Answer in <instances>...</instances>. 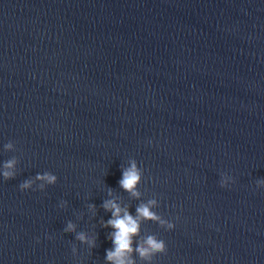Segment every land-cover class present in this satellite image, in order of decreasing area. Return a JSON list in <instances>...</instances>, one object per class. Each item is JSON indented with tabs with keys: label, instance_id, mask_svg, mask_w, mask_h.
<instances>
[{
	"label": "water",
	"instance_id": "obj_1",
	"mask_svg": "<svg viewBox=\"0 0 264 264\" xmlns=\"http://www.w3.org/2000/svg\"><path fill=\"white\" fill-rule=\"evenodd\" d=\"M133 160L139 197L119 185ZM9 161L0 264H112L107 200L176 224L140 219L134 248L167 243L152 264H264V0H0Z\"/></svg>",
	"mask_w": 264,
	"mask_h": 264
},
{
	"label": "clouds",
	"instance_id": "obj_2",
	"mask_svg": "<svg viewBox=\"0 0 264 264\" xmlns=\"http://www.w3.org/2000/svg\"><path fill=\"white\" fill-rule=\"evenodd\" d=\"M150 143V141H149ZM9 149L13 147L11 143L6 145ZM4 169L0 175L5 180H11L15 178V161H9L5 164ZM121 178L119 185L125 191L130 193L134 197H139V185L144 180V173L140 165L133 160L126 168L121 169ZM223 179L220 181L222 188H229L235 183L234 177L228 173H221ZM37 179L41 181H47L49 184H55L57 177L51 173H45L43 175L38 174ZM264 184V181L258 182ZM41 184V188H43ZM20 189L23 192L30 191L32 189V182L25 181L20 185ZM157 204V201L151 200L148 204H142L137 208V215L134 217L127 208H122L116 200H107L104 202L103 207L106 211L112 213V218L107 220L105 227L114 229L111 233L113 248L107 251L106 259L112 264H136L135 259L131 255L132 253H138L139 256L146 260L148 264H152V257L154 255L167 254L168 247L165 240L157 239L156 237L149 236L146 240V246L139 245L133 247L134 237L140 233V219H149L160 221V217L152 211V208ZM95 208V205H91ZM166 227L169 231L175 229L176 224L174 222H166ZM65 231H75V225L69 223ZM77 238L84 243L89 244L91 247L95 246V240L90 239L84 233H79ZM39 242V241H37Z\"/></svg>",
	"mask_w": 264,
	"mask_h": 264
}]
</instances>
